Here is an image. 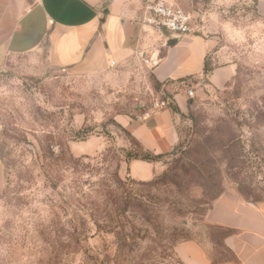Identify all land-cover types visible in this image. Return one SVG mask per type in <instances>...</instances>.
<instances>
[{"label":"rangeland","instance_id":"1","mask_svg":"<svg viewBox=\"0 0 264 264\" xmlns=\"http://www.w3.org/2000/svg\"><path fill=\"white\" fill-rule=\"evenodd\" d=\"M178 1L196 35L223 47L208 68L234 69L224 84L185 78L194 95L156 182L125 172L145 152L117 121L168 96L144 58L97 77L54 66L45 47L0 64V264H177L185 239L216 243L213 259L231 257L226 230L204 216L227 191L264 208V16L256 0ZM203 158L211 162L200 172L190 159ZM211 167L221 174L215 187L204 175Z\"/></svg>","mask_w":264,"mask_h":264},{"label":"crops","instance_id":"2","mask_svg":"<svg viewBox=\"0 0 264 264\" xmlns=\"http://www.w3.org/2000/svg\"><path fill=\"white\" fill-rule=\"evenodd\" d=\"M256 2L264 16V0ZM142 6L143 0H0V64L9 54L41 47L47 48L54 66L77 76L104 75L130 57L149 60L176 110L169 105L117 117L143 150L164 154L157 160L132 158L125 162V172L133 179L149 181L165 171L167 155L181 140L178 121L192 101L182 88L190 83L183 80L206 75L210 81L224 84L234 68L215 66L205 74L207 56L212 54L216 61L223 47L213 38L196 34L168 44L166 32L137 22ZM4 177L0 157V190ZM204 219L210 227L226 230L222 244L231 257L213 259L212 255L219 254L216 243L210 241L207 248L197 239H185L174 246L177 264H264V208L227 191L213 201Z\"/></svg>","mask_w":264,"mask_h":264},{"label":"built area","instance_id":"3","mask_svg":"<svg viewBox=\"0 0 264 264\" xmlns=\"http://www.w3.org/2000/svg\"><path fill=\"white\" fill-rule=\"evenodd\" d=\"M141 11L137 22L142 27L162 30L168 35L180 37L193 35L198 31L193 15L184 9L178 0H143ZM187 93L189 97H193L194 90L189 88ZM169 105L170 100L167 97H160L155 100L150 110L154 111Z\"/></svg>","mask_w":264,"mask_h":264},{"label":"trees","instance_id":"4","mask_svg":"<svg viewBox=\"0 0 264 264\" xmlns=\"http://www.w3.org/2000/svg\"><path fill=\"white\" fill-rule=\"evenodd\" d=\"M211 71V68H208V66H207V64H205V67H204V73L205 74H208L209 72ZM185 80H183V82H184ZM162 83V82H161ZM166 97H167V95H166ZM170 105H171V107H173L175 110H176V107L175 106H173V101L172 100H170ZM177 147V146H176ZM175 147V148H176ZM145 153L144 154H141V155H136L135 157H133V158H140V159H143V160H157V159H159V158H162L163 156H164V154H155V153H152V152H150V151H145V150H143ZM173 152V151H172ZM171 152V153H172ZM168 155H170V153L168 154ZM167 155V156H168ZM212 157H210V159H211ZM207 158H203L202 160H200V161H198V162H196L194 159L192 160V159H190V161L191 162H195V163H197V164H200V165H198V171L200 170V172H202L201 170L203 169L204 170V168L205 167H207V165H208V163H210L211 161H207L206 160ZM214 159V158H213ZM166 161H167V159H166ZM212 162H213V160H212ZM227 165H228V169H230V168H232V167H234L235 165H234V157H229V158H227ZM212 168V167H211ZM213 170H214V172H208V174H206V172L204 173V175H206L207 177H208V180H210V181H212L213 182V186L215 187V186H217V184L218 183H221L222 182V179L220 178V176H221V174L219 173V171H216L217 169L216 168H212ZM166 170V169H165ZM194 170H197L196 168H194ZM206 171V170H205ZM165 172V171H164ZM163 172V173H164ZM204 172V171H203ZM162 173V174H163ZM161 174V175H162ZM161 175H159V176H161ZM134 180V179H133ZM158 180V176L157 177H155V178H153L152 180H149V181H138V182H140V183H145V182H156ZM221 193H219L218 195H215L214 197H213V200H215L219 195H220ZM212 205V204H211Z\"/></svg>","mask_w":264,"mask_h":264},{"label":"water","instance_id":"5","mask_svg":"<svg viewBox=\"0 0 264 264\" xmlns=\"http://www.w3.org/2000/svg\"><path fill=\"white\" fill-rule=\"evenodd\" d=\"M179 38H180V36L169 35L167 43L168 44H175Z\"/></svg>","mask_w":264,"mask_h":264}]
</instances>
